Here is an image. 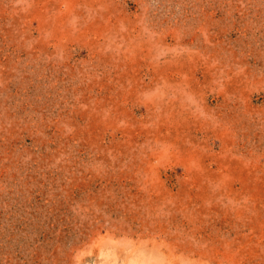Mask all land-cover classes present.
I'll list each match as a JSON object with an SVG mask.
<instances>
[{
	"label": "rangeland",
	"instance_id": "obj_1",
	"mask_svg": "<svg viewBox=\"0 0 264 264\" xmlns=\"http://www.w3.org/2000/svg\"><path fill=\"white\" fill-rule=\"evenodd\" d=\"M0 264H264V0H0Z\"/></svg>",
	"mask_w": 264,
	"mask_h": 264
}]
</instances>
